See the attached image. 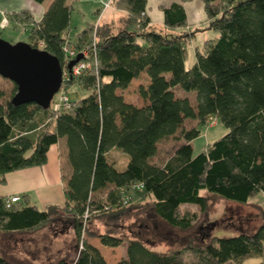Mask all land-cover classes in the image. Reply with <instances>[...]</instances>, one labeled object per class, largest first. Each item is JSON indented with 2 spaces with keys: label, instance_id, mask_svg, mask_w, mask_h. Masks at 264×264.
Here are the masks:
<instances>
[{
  "label": "trees",
  "instance_id": "16d2710c",
  "mask_svg": "<svg viewBox=\"0 0 264 264\" xmlns=\"http://www.w3.org/2000/svg\"><path fill=\"white\" fill-rule=\"evenodd\" d=\"M179 1L160 8L164 30L159 33L150 25L147 0H114L126 13L124 25L116 33L98 27L96 64L68 81L88 93L70 99L66 109L15 105L11 99L16 86L7 98L0 90V184L10 172L45 165L49 148L61 140L69 168L61 175L62 206L41 209L26 201L27 194L7 206L10 196L0 195V233L37 230L60 212V221L71 226L82 247L75 259L55 264H108L82 235L84 227L89 232L95 212L116 219L128 204L151 198L160 220L187 230L195 214L183 206L197 205L204 212L203 192L239 203L264 193V0H201L205 27L215 37L195 49L189 68L185 62L194 33L186 29L182 3L190 0ZM72 9L68 0H52L40 18L25 8L10 17L29 28L30 46L56 56L62 66L67 42L86 45L93 37V25H87L73 43L68 39ZM142 75L147 81L138 86L142 104L137 106L118 91ZM178 90L184 95L178 96ZM215 118L227 133L194 155L190 142L200 134L196 126ZM185 120L196 124L187 130ZM177 132L183 142L173 154L162 164L151 162L158 144ZM112 151L123 154V166L116 164ZM104 190L105 197L100 194ZM254 218L233 236L215 237L197 247L188 242L186 248L197 258L194 263L181 259L183 251L160 252L134 235L116 264H241L264 258V207ZM98 238L108 247L124 242L108 232ZM0 264L12 263L0 256Z\"/></svg>",
  "mask_w": 264,
  "mask_h": 264
},
{
  "label": "rangeland",
  "instance_id": "374dc122",
  "mask_svg": "<svg viewBox=\"0 0 264 264\" xmlns=\"http://www.w3.org/2000/svg\"><path fill=\"white\" fill-rule=\"evenodd\" d=\"M71 1L73 9L67 37L73 43L78 31H81L87 24H95L97 20H100V14L97 15L95 12L97 7L103 8L104 4L99 0ZM51 2L52 0H44L41 3L42 7L47 8ZM113 12L111 9L106 11L103 18H101L102 24L109 19L110 14H113ZM3 13L6 14L5 18L8 21L6 26L1 27L0 25V38L12 44L29 43V28L15 23L10 17V12L4 10H0V22ZM83 13L85 14L84 16L82 15ZM83 17H85L84 20H82ZM206 21L207 17L202 25L187 26L186 28L194 33L188 47V55L185 62L186 68H189L195 61V49L202 48L205 39L215 37V33L205 27ZM161 27L162 29L155 27V30L162 33L164 25ZM146 81L147 77L142 75L139 81L134 82L127 89L118 92L124 96L126 101L140 106L142 100L138 95V86L139 84H145ZM14 86L15 84L12 81L0 76V90L4 92L6 98L9 97ZM65 89L71 100L83 97L88 93L87 91L79 90L75 85H70L68 82H66ZM176 94L178 96L184 95L181 90H178ZM187 96L191 103L195 105V95L190 93ZM195 124V120H185L183 127L188 130L193 128ZM196 127L199 129L200 134L190 142L194 155L198 154L206 145L218 140L228 131L216 118L215 122L207 121L205 124H199ZM181 142L183 140L179 132L174 137L162 140L158 144V151L151 158V162L162 164L173 154ZM61 147L62 173H66L69 168L65 156V147L63 144ZM111 156L117 165L123 166L125 164L126 160L121 152L112 151ZM119 169H123V167ZM1 188L3 189V187L0 186V191H2ZM50 190L54 191V195L57 196L53 197L54 202L52 205L62 206L64 204L62 186L56 185ZM105 193L106 190L100 194L105 197ZM202 194L207 198V207L204 212H201L197 205L183 206V209L195 214V222L187 230L175 229L165 224L155 215L151 198H147L143 201H135L132 204H128V209L123 210L120 217L116 219L111 216L102 217V214L99 215V212L94 211V216L90 224L87 225L89 232L87 233L84 227L82 235L85 236L87 241L100 249L108 264H116L120 259L125 257L127 241L134 235L139 236L152 249L160 252L176 249L183 251L182 255H180L181 259L184 262L194 263L197 258L186 248L188 242L197 247L198 245H204L205 242L215 237L233 236L241 229L250 227L251 220H256L254 216L260 215L261 208L264 207L263 192L257 193L245 203L227 200L207 194L206 192ZM136 202L139 205L134 206ZM30 204H35L41 209L45 208L44 204L33 195L30 196ZM84 215L85 217L87 216L86 213ZM60 216L62 214L59 212L53 216L52 221L34 231L0 233V256L12 264H55L60 259H75L81 250L82 240L76 238L71 226L60 221ZM259 222L260 220L257 221V223ZM107 232L122 237L124 239L123 244L118 247H108L100 244L98 235ZM241 264H264V258L251 257L245 259Z\"/></svg>",
  "mask_w": 264,
  "mask_h": 264
},
{
  "label": "crops",
  "instance_id": "0c3cea01",
  "mask_svg": "<svg viewBox=\"0 0 264 264\" xmlns=\"http://www.w3.org/2000/svg\"><path fill=\"white\" fill-rule=\"evenodd\" d=\"M99 1H102L103 4H105L106 2H110L107 7L103 5V8H96L95 13L97 15L100 14L101 18H103L104 14L109 9L114 12L113 14H110L109 19L104 21L103 24L101 22V18L100 20H97L95 24H98L99 27L107 28L111 33H116L115 30L119 31L124 25L125 11L117 8L116 5L112 2L113 0ZM68 2L71 3L72 1L68 0ZM173 2L180 3L179 0H147L146 14L149 17L150 25H152L154 29L155 27H159L162 29L161 26H163L164 15L160 8L162 6L168 7ZM182 6L186 13L188 26L194 27L196 25H202L205 22L206 17L201 0L187 1L185 3H182ZM22 8L29 9L36 19L40 18L46 10V8L42 7L41 3H35L33 0H0V10L11 13ZM82 15L84 16L85 14L83 13ZM84 19L85 17L82 18V20ZM95 24L89 23L87 25L94 26ZM62 144L64 145V142L61 140L58 144L52 145L49 148L47 153V163L45 165L8 173L6 175V183L3 185L0 184V186L3 187V189L1 188L2 191H0V195L6 197L18 195L20 196V201H22L23 196L27 194L28 197H26L25 199L29 204L30 196L33 195L37 199H39L45 207L48 205H52V203L54 202L53 197L57 196L54 195V191H51L50 189L56 185L62 186L63 189V184L61 181ZM53 147L54 149H52Z\"/></svg>",
  "mask_w": 264,
  "mask_h": 264
},
{
  "label": "water",
  "instance_id": "95a60500",
  "mask_svg": "<svg viewBox=\"0 0 264 264\" xmlns=\"http://www.w3.org/2000/svg\"><path fill=\"white\" fill-rule=\"evenodd\" d=\"M81 58L77 55L67 68ZM0 76L12 81L17 91L11 101L15 105L35 103L48 109L60 88L62 67L59 59L28 43L12 44L0 38Z\"/></svg>",
  "mask_w": 264,
  "mask_h": 264
},
{
  "label": "built area",
  "instance_id": "2783aa9c",
  "mask_svg": "<svg viewBox=\"0 0 264 264\" xmlns=\"http://www.w3.org/2000/svg\"><path fill=\"white\" fill-rule=\"evenodd\" d=\"M110 2H106L104 4L105 7L109 5ZM6 14L3 13L2 20L0 22L1 27L6 26L7 19L5 18ZM98 29V24L93 26L92 31V42L86 45H74L70 43H66L63 46V59H62V84L60 89L56 94H54L49 108L54 111L63 110L69 107L70 98L67 95V91L65 89L66 82H68L71 78L79 77L85 75L87 70H89L92 64H96V32ZM77 55H81V58L78 62H76L71 69L67 68L68 63L75 59ZM20 197L18 195L10 196L6 202L7 206L11 203L19 202Z\"/></svg>",
  "mask_w": 264,
  "mask_h": 264
}]
</instances>
